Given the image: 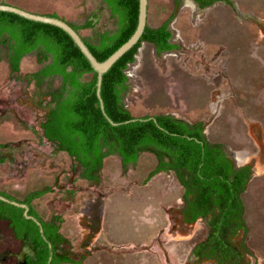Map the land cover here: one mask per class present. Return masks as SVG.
Segmentation results:
<instances>
[{
    "label": "rangeland",
    "instance_id": "1",
    "mask_svg": "<svg viewBox=\"0 0 264 264\" xmlns=\"http://www.w3.org/2000/svg\"><path fill=\"white\" fill-rule=\"evenodd\" d=\"M0 1L70 22L92 17V26L78 30L84 37L112 28L99 0ZM176 1L170 29L177 48L156 55L151 44H141L125 71V105L135 116L168 112L201 121L235 166H250L243 193L247 257L264 264V0H233L235 10ZM174 4L147 0V24L168 17ZM0 56V189L21 197L51 185L32 205L44 219L61 217L59 230L72 249L93 250L80 264H190L189 250L205 229L199 219L181 218L182 188L173 174H151L155 158L142 152L126 170L107 156L96 182L79 177V167L38 126L59 81L28 79L41 66L33 54L21 59L18 73Z\"/></svg>",
    "mask_w": 264,
    "mask_h": 264
},
{
    "label": "trees",
    "instance_id": "2",
    "mask_svg": "<svg viewBox=\"0 0 264 264\" xmlns=\"http://www.w3.org/2000/svg\"><path fill=\"white\" fill-rule=\"evenodd\" d=\"M99 1L108 11L112 28L94 36L79 35L89 52L101 61L133 33L138 0ZM192 1L200 9L221 2L235 10L233 0ZM177 2L174 0L172 13L157 25L146 23L138 41L102 74L99 86L102 107L96 95V71L59 27L0 10V53L11 72L19 70L23 56L33 54L41 66L30 74L31 79L36 84L43 78L59 81L57 88L47 94L49 110L41 122V133L80 166L83 178L96 179L106 156L116 155L121 169L126 170L135 165L142 152H149L156 161L151 174L170 172L182 188L178 208L182 219L185 222L199 219L204 226V235L190 249L191 264L204 261L249 264L243 193L251 175L250 166H235L223 144L208 139L201 121L190 122L168 112L135 116L125 105L128 91L125 71L134 62L141 44H151L156 55L177 48L170 41V22ZM43 14L59 17L55 13ZM66 22L78 32L92 26V17L83 23ZM51 190V186L45 185L21 198L0 190V195L8 200L26 204L27 213L40 225L26 218L22 207L1 199L0 219L10 221L15 235L34 247L37 264L72 263L70 249L62 247L68 241L59 232L60 217L42 219L31 205L33 199Z\"/></svg>",
    "mask_w": 264,
    "mask_h": 264
},
{
    "label": "water",
    "instance_id": "3",
    "mask_svg": "<svg viewBox=\"0 0 264 264\" xmlns=\"http://www.w3.org/2000/svg\"><path fill=\"white\" fill-rule=\"evenodd\" d=\"M0 10L16 13L19 16H22L26 19L52 24L54 26L59 27L65 33H67L71 37L72 41L79 48L80 50L79 52H81L86 57L92 69L95 70L97 73L96 95L100 101L101 107H102V102L99 94L100 91L99 86H100L102 74L123 54V52H126L138 41L141 33L143 32L145 24L147 23V0H138L137 23L133 33L124 43H122L117 49H115V51H113L108 57H106L104 60L99 61L94 57V55L91 52H89V49L81 39L79 33L75 31L64 19H61L60 17L49 16L42 13L28 11L20 7H17L15 5H10L8 3H0ZM109 121L112 124H116L110 119ZM0 199L3 201H10L2 195H0ZM10 202L14 205H18L24 208V212H23L24 216L26 218L30 217L26 212L27 206L25 204L18 203L16 201H10ZM37 224H39V222H37Z\"/></svg>",
    "mask_w": 264,
    "mask_h": 264
},
{
    "label": "flooded vegetation",
    "instance_id": "4",
    "mask_svg": "<svg viewBox=\"0 0 264 264\" xmlns=\"http://www.w3.org/2000/svg\"><path fill=\"white\" fill-rule=\"evenodd\" d=\"M92 23H93V20H92ZM172 37V36H171ZM170 41H171V38H170ZM28 55V54H27ZM26 56V55H25ZM25 56H23V57H25ZM22 57V58H23ZM21 58V59H22ZM21 59H20V61H21ZM6 63H7V61H6ZM19 64H20V62H19ZM8 65V64H7ZM9 67V66H8ZM10 70V69H9ZM19 71V70H18ZM18 71L17 72H13V73H18ZM29 78H31V76L30 77H28V79ZM43 79H45V78H43ZM47 79V78H46ZM48 98V102L50 101V97L48 96L47 97ZM48 110H49V104L48 105H46V108H45V113H44V116L47 114V112H48ZM44 118V117H43ZM43 120V119H42ZM42 120L40 121V122H38V126H39V128L41 129V122H42ZM41 131V130H40ZM41 135H42V133H41ZM44 138V137H43ZM44 140H45V138H44ZM56 150H60V149H56ZM60 151H62V150H60ZM63 152H65V151H63ZM66 153V152H65ZM68 156V155H67ZM114 156H116V155H114ZM69 157V156H68ZM107 157V156H106ZM105 157V158H106ZM117 157V156H116ZM2 158V157H1ZM104 158V159H105ZM118 158V157H117ZM104 159H103V161H104ZM118 160H119V158H118ZM103 161H102V165H103ZM120 162V161H119ZM1 163V162H0ZM76 164V163H75ZM78 167H79V177H81L82 179H84V180H87V181H94V182H96V181H98L99 180V173H100V171H101V169H102V167H101V169L97 172V178L96 179H85V178H83L80 174H81V168H80V166L78 165V164H76ZM239 166V165H238ZM45 186V185H44ZM49 186H51V185H49ZM41 187H43V186H41ZM41 187H38V188H41ZM38 188H31V189H29V190H27L24 194H26L28 191H30V190H33V189H38ZM0 190H4V189H0ZM6 191V190H5ZM8 192V191H7ZM51 192V191H50ZM10 193V192H9ZM47 193H49V192H47ZM23 194V195H24ZM46 194V193H45ZM13 195V194H12ZM22 195V196H23ZM44 195V194H43ZM42 195V196H43ZM15 196V195H14ZM21 196V197H22ZM17 197V196H16ZM21 197H17V198H21ZM41 197V196H40ZM37 198H39V197H37ZM37 198H35V199H37ZM35 199H33V200H35ZM33 200L31 201V205H32V202H33ZM24 204V203H23ZM26 205V204H25ZM27 206V205H26ZM32 207L34 208V206L32 205ZM24 209V208H23ZM27 210H28V207H27ZM34 210L36 211V209L34 208ZM24 212V211H23ZM27 212V211H26ZM37 212V211H36ZM38 213V212H37ZM28 214V213H27ZM39 214V213H38ZM180 214V213H179ZM29 215V214H28ZM40 215V214H39ZM30 217L29 218H31V219H33L36 223L37 222H39L37 219H35L33 216H31V215H29ZM53 216H59V215H56V214H53V215H51L49 218H51V217H53ZM180 216H181V214H180ZM40 217L42 218V219H44L41 215H40ZM60 217V216H59ZM49 218H47V219H49ZM181 218H182V216H181ZM60 219H61V217H60ZM46 220V219H45ZM61 221H62V219H61ZM196 221V220H195ZM194 221V222H195ZM0 222H2V224L3 225H1L0 226V264H37V255H36V251H35V249H34V247H32L29 243H27V241H26V239H24V238H18L16 235H15V232H14V230H13V226H11V224H10V221H8V220H2V219H0ZM185 222V221H184ZM61 223V222H60ZM60 223L58 224V225H60ZM186 223H193V222H186ZM38 225H40V223L38 224ZM204 227V226H203ZM59 232H60V230H59ZM63 235V234H62ZM64 236V235H63ZM64 237H66V236H64ZM247 238V237H246ZM67 239V238H66ZM67 241H68V239H67ZM198 241V240H197ZM69 241L67 242V243H65V244H63L62 245V247H63V249L65 250V249H70V252L68 253L71 257H72V259H73V261L74 262H72V263H70V264H80L81 262H82V260L84 259V258H86L90 253H91V251H93L92 249H87V250H83V251H76V250H74V249H72V247H70L69 246ZM66 246V247H65ZM193 246V245H192ZM191 246V247H192ZM191 249V248H190ZM189 252H190V250H189ZM68 255V256H69ZM248 256V255H247ZM248 258V257H247ZM188 260H189V262H190V264H191V261H192V257H190L189 256V254H188ZM205 262V261H204ZM208 262V261H207ZM209 262H211V261H209ZM62 263H67V262H61V263H59V264H62ZM212 263V262H211Z\"/></svg>",
    "mask_w": 264,
    "mask_h": 264
}]
</instances>
